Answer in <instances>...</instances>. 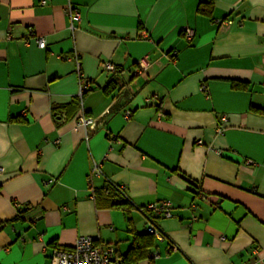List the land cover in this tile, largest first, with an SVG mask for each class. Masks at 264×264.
Here are the masks:
<instances>
[{"label": "crops", "instance_id": "1", "mask_svg": "<svg viewBox=\"0 0 264 264\" xmlns=\"http://www.w3.org/2000/svg\"><path fill=\"white\" fill-rule=\"evenodd\" d=\"M253 109H264V0H0V264H50L80 236L133 264H264V114ZM162 201L171 218L147 214L164 237L141 246L138 209Z\"/></svg>", "mask_w": 264, "mask_h": 264}, {"label": "built area", "instance_id": "2", "mask_svg": "<svg viewBox=\"0 0 264 264\" xmlns=\"http://www.w3.org/2000/svg\"><path fill=\"white\" fill-rule=\"evenodd\" d=\"M45 4V1H42V5ZM66 16L68 17L70 21V29L73 31L74 22H80L81 20V14L78 10V8L67 6L66 8ZM237 22V21H235ZM220 25L230 26L233 25V21L225 20L220 23ZM237 25H240V22H237ZM30 35L32 36V30H29ZM183 36L186 41H190L193 38V31L189 28L183 29ZM143 38H147V33L145 31H142L140 34ZM37 45L40 49L45 48V41L44 39L37 38ZM148 67V58L144 57L142 58L136 65V67L131 70L129 73V78L131 80L141 77L145 75V71ZM102 69L105 73L112 74L116 71L115 66L112 63L106 62L102 64ZM76 76L78 78V94L81 97L83 92L88 89V85L85 83L83 74L79 68V63L77 64L76 69ZM200 92L206 94L207 89L206 87L202 86L200 88ZM130 113H126V117H129ZM228 117L225 115L223 116V125L227 123ZM77 124L82 126L86 129V131L93 130L97 125V120L93 119L91 117H87L82 115L78 121ZM223 125H220L218 127V133H221ZM85 140H89V135L86 134ZM201 142H198V145H200ZM247 165H252L253 163L251 161H247ZM0 172L2 170L0 169ZM93 174H100L99 165L97 163H93ZM51 182L45 183L50 184ZM111 186L122 196H124V190L125 187L122 185H114L111 183ZM145 217L146 220V232L153 235L155 238L162 239L163 233L161 229L159 228L158 224L152 218L150 215L147 214L148 211H151L161 217H164L165 219H169L172 217L171 214V204L167 201H162L158 205H151L146 207V209H138ZM97 239L91 236H80L73 247L71 249H56L53 252L52 259L50 264H126L123 259L117 258L115 254V250L113 247L107 246V247H99L96 245Z\"/></svg>", "mask_w": 264, "mask_h": 264}, {"label": "trees", "instance_id": "3", "mask_svg": "<svg viewBox=\"0 0 264 264\" xmlns=\"http://www.w3.org/2000/svg\"><path fill=\"white\" fill-rule=\"evenodd\" d=\"M231 87H232V89H234V90H242V89H244L245 88V84L244 83H240V82H231ZM117 87H116V83H114V82H111L106 88H105V92L106 93H110V92H112L114 89H116ZM253 112H255V113H258V114H264V109L262 110V109H253ZM109 190L111 191V192H113L114 194H118V195H120L113 187H111V188H109ZM120 198V200H121V203H119L117 206H120V208H122V209H124V210H126V211H129L130 210V207H129V203L127 202V201H125V200H123L121 197H119ZM140 240H142V239H144V240H142V242L141 241H139V243H140V245L142 246L143 244H144V247L145 246H148V245H150V244H152V242H153V239H154V236L153 235H151V234H149V233H147L146 232V235L144 236V237H140L139 238ZM136 240L137 239H135V242H134V244H133V249H132V251L133 252H135V251H137V252H141L139 249H141V248H136L137 247V242H136ZM136 252V253H137ZM136 253H132L130 256H135V254ZM143 254H141V257H144V252H142ZM133 256V257H134ZM133 259L134 258H132V257H127L126 259H124L123 261L126 263V264H133L132 262H135V261H133Z\"/></svg>", "mask_w": 264, "mask_h": 264}, {"label": "water", "instance_id": "4", "mask_svg": "<svg viewBox=\"0 0 264 264\" xmlns=\"http://www.w3.org/2000/svg\"><path fill=\"white\" fill-rule=\"evenodd\" d=\"M129 80H130V79H129ZM120 87L124 89V85H123V83H121V86H120Z\"/></svg>", "mask_w": 264, "mask_h": 264}]
</instances>
